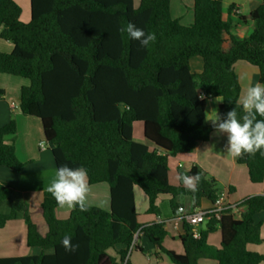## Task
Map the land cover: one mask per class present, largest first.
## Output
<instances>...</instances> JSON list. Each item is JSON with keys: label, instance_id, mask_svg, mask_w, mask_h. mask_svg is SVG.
<instances>
[{"label": "trees", "instance_id": "16d2710c", "mask_svg": "<svg viewBox=\"0 0 264 264\" xmlns=\"http://www.w3.org/2000/svg\"><path fill=\"white\" fill-rule=\"evenodd\" d=\"M30 2L31 20L24 23L19 4L0 0V39L14 44L12 53H0V73L30 81L21 90L20 111L41 120L56 167L82 166L91 185L109 184L111 209L89 205L82 212L76 207L67 219L59 220L60 206L46 191L36 212L48 229L43 235L27 200L12 185L0 183V229L22 219L27 246L42 250L39 255L0 258V264H131L127 258L139 230L173 264H198L201 259L262 264L264 254L249 247L263 242L255 216L264 211V196L245 199L238 213L227 211L198 235L184 224L179 236L184 254H177L164 248V225L139 224L134 189L141 188L148 197L151 214H158L156 202L162 194L172 196L174 212L181 207V196L197 204L203 198L215 203L221 197L216 181L197 167L179 170L180 175L200 176L196 191L182 182L172 186L168 158L192 153L199 143L209 141L212 129L205 109L210 99H223L222 118L234 108L238 117L243 115L238 62L257 67L264 83V0L248 16L233 15L232 5L227 19L223 0H194V22L189 25L172 17V0H141L138 8L133 0ZM233 17L237 25L251 24V34L232 35ZM130 22L146 34L155 33V42L142 47L121 31ZM196 57L203 59L201 74L192 72ZM4 96L0 88V99ZM137 122L143 123L144 137L154 150L134 140ZM16 133L14 119L0 128V167L20 172L25 164L6 140ZM238 163L247 167L253 184L264 183V155L244 154ZM217 228L220 249L207 241ZM65 235L79 245L77 251L64 249ZM119 245L126 249L116 251Z\"/></svg>", "mask_w": 264, "mask_h": 264}, {"label": "crops", "instance_id": "0c3cea01", "mask_svg": "<svg viewBox=\"0 0 264 264\" xmlns=\"http://www.w3.org/2000/svg\"><path fill=\"white\" fill-rule=\"evenodd\" d=\"M16 3L18 0H14ZM141 0H133L134 7L138 8ZM263 0H223L224 18H228V10L234 5V11H238V15L248 16L252 11L257 9ZM138 5V6H137ZM233 11V15L234 14ZM31 12V2H30ZM171 13L174 19L180 20L183 24L189 25L194 22V0H172ZM30 16L23 13L21 21L29 23ZM235 27L232 30V35L239 38H244L251 34L252 25H237L233 17ZM226 40H230V36H226ZM229 47L226 44V48ZM14 50V44L9 41L0 39V53L10 54ZM192 72L201 74L204 70L203 59L196 57L191 60ZM241 71L252 73L254 79H246L239 73ZM249 65H235L242 87L241 97L250 84H255L259 81L255 79L258 74ZM259 71V70H258ZM251 80V81H250ZM30 81L25 78L11 76L0 73V88L5 91L4 98L0 99V128L9 124L12 119L17 125V133L15 136L6 138L8 144H14L16 155L23 164L24 168L20 172L13 171L7 167H0V183L12 185L29 204L30 211L34 214L33 220L37 223L39 231L45 235L48 229L43 221V218L36 214L38 208L43 202L44 193L54 177L57 169L52 149L53 146L47 144V148L42 149L41 143H45L43 125L40 119L35 117L25 116L20 111V96L23 87L29 86ZM222 98H213L207 102L205 109L206 118H214L218 113L221 116L220 108L223 104L219 102ZM140 123V122H138ZM212 133L209 141L201 142L197 148L189 154H180L178 156H170L168 158L169 166V183L172 186H179L181 181L179 170L189 171L193 167H197L206 177L213 179L218 185L223 188L218 191L225 198L226 203L236 204L253 196H261L264 193V183L253 184L250 181L249 172L245 165L238 163V157H231L226 149L227 134H215L211 121H207ZM141 127L133 126V138L136 142L143 143L138 138H135L137 130L138 137H143L144 140V125ZM137 128V129H136ZM139 130V131H138ZM147 141V140H146ZM146 145V144H145ZM148 146V145H147ZM150 150H154V146L150 143ZM90 185V193L88 203L90 206L98 207L106 211L111 209V190L107 183H99ZM135 207L138 214V222L141 225L161 224L164 225L167 231V236L164 240V248L173 251L177 254H184L183 245L179 236L184 233V224L176 221L178 211L174 212L171 208L170 194H162L157 199L158 214L149 213V199L139 187L134 189ZM177 202L186 213L195 210H207L213 205L209 200L203 198L199 204L195 203L188 196L178 197ZM170 205V210L164 211V204ZM73 209L60 207L56 210V217L59 220L67 219ZM255 223L261 226V238L263 242L259 245H252L249 250L258 254H264V211L255 216ZM208 224L196 228V233L199 234L208 229ZM208 244L213 248L220 249L222 235L219 228L208 236ZM125 246L119 245L116 251L125 250ZM42 253L40 248H29L27 246V226L22 219H17L9 222L7 226L0 229V258L33 256ZM52 253V251H46ZM131 264H173L170 257L157 249L156 246L144 235H141L137 241L136 249L129 251L128 258ZM198 264H218L215 260L201 259ZM264 264V262L262 263Z\"/></svg>", "mask_w": 264, "mask_h": 264}, {"label": "clouds", "instance_id": "9594fccd", "mask_svg": "<svg viewBox=\"0 0 264 264\" xmlns=\"http://www.w3.org/2000/svg\"><path fill=\"white\" fill-rule=\"evenodd\" d=\"M121 31H126L128 36L139 41L142 47H147L156 40L155 33L146 34L143 29L131 22ZM238 103L243 110L242 116L238 117L234 108L223 118L216 113L214 118H206V121H211L215 134H227L225 149L231 157L237 158L244 154L255 156L257 152L264 155V119H258V117L264 118V83L250 84ZM178 179L190 191H196V185L201 178L199 175L182 174ZM47 191L60 207L70 209L79 207L82 212L89 210L88 171L82 166L75 168L68 164L58 166ZM61 243L69 252H75L79 248L78 244L72 243L70 235H65Z\"/></svg>", "mask_w": 264, "mask_h": 264}, {"label": "built area", "instance_id": "2783aa9c", "mask_svg": "<svg viewBox=\"0 0 264 264\" xmlns=\"http://www.w3.org/2000/svg\"><path fill=\"white\" fill-rule=\"evenodd\" d=\"M235 16L238 15V11H234ZM40 147L42 149L47 148V144L41 143ZM264 196V193L263 195ZM245 200L236 203V204H229L226 203L225 198L221 196L215 203H213L212 207L207 210H195L190 213H186L182 207L178 209V215L176 217V221L182 224H188L191 227L195 229L203 225L204 223L210 222V221H220L223 217V215L227 211H233V213H238L239 207L244 203ZM143 235L142 231L139 230L134 235V241L132 243V246L130 247V251H133L136 249L137 241L139 237ZM196 235H198L196 233Z\"/></svg>", "mask_w": 264, "mask_h": 264}, {"label": "rangeland", "instance_id": "374dc122", "mask_svg": "<svg viewBox=\"0 0 264 264\" xmlns=\"http://www.w3.org/2000/svg\"><path fill=\"white\" fill-rule=\"evenodd\" d=\"M17 4H19V6L22 8L23 13L26 14V16L29 15L30 18H31V12H30V0H18ZM137 6H138V5H137ZM242 64L249 65L250 67H252L253 69H255L254 71H256V73L258 72V74L255 75V79H258V76H259V71H258V70H259V69H258L257 67L252 66V65H250V64H248V63H246V62H239V65H242ZM237 70L239 71V73H240L241 75H243V77L245 76L244 78H246V79H254L252 73H250V72H246V73H245V71H241L239 67L237 68ZM250 81H251V80H250ZM133 126H134V127H140V128H138V129H140V136H141V135H142V133H141V127H142V124L137 122V123H135ZM136 129H137V128H136ZM138 131H139V130H138ZM135 138H138V139L141 140L143 143H145L146 145L150 146V143H149L148 141L144 140L143 137H138L137 130H136V132H135ZM46 143H47V142L45 141L44 144H46ZM217 188H219V189L221 190L223 187H222L221 185H218ZM139 189H140V188H139ZM170 209H171V208H170V205H169V204H167V203L164 204V211H167V210H170Z\"/></svg>", "mask_w": 264, "mask_h": 264}]
</instances>
